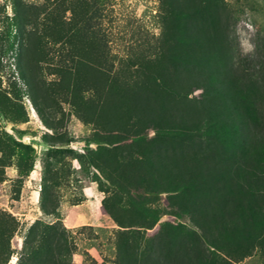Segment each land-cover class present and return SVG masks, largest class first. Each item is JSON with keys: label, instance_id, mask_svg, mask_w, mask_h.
<instances>
[{"label": "rangeland", "instance_id": "374dc122", "mask_svg": "<svg viewBox=\"0 0 264 264\" xmlns=\"http://www.w3.org/2000/svg\"><path fill=\"white\" fill-rule=\"evenodd\" d=\"M240 86L264 98V0H0V264H222L176 186Z\"/></svg>", "mask_w": 264, "mask_h": 264}, {"label": "trees", "instance_id": "16d2710c", "mask_svg": "<svg viewBox=\"0 0 264 264\" xmlns=\"http://www.w3.org/2000/svg\"><path fill=\"white\" fill-rule=\"evenodd\" d=\"M177 43L182 47L180 41ZM215 62L219 60L212 65ZM228 93L232 101L211 98L203 105L200 135L209 137L208 146L192 157L185 166L183 185L176 186L180 189L177 195H183V211L189 213L197 227L195 231L183 232V239L188 244L213 247L218 258L212 260L222 264L233 260L227 251L237 253L236 257L241 259L249 255L242 252L251 247L264 248V98L259 99L250 86H240L236 92L229 90ZM186 136L192 138L193 133ZM21 165V162L17 164L20 171ZM131 200L134 207L152 211L136 197L132 196ZM169 227L174 226L169 224ZM169 234L173 250H178L181 229L171 230ZM147 250L138 255L140 264H161V258L153 254L156 248L149 247L150 256ZM126 251L124 243H120L121 264H130ZM134 261L137 263V258ZM167 264L213 262H203L197 256L185 263L173 260Z\"/></svg>", "mask_w": 264, "mask_h": 264}]
</instances>
